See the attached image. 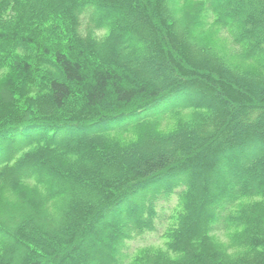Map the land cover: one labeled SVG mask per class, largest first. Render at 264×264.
<instances>
[{
	"label": "trees",
	"instance_id": "trees-1",
	"mask_svg": "<svg viewBox=\"0 0 264 264\" xmlns=\"http://www.w3.org/2000/svg\"><path fill=\"white\" fill-rule=\"evenodd\" d=\"M6 67L0 264H264V0H0Z\"/></svg>",
	"mask_w": 264,
	"mask_h": 264
},
{
	"label": "rangeland",
	"instance_id": "rangeland-1",
	"mask_svg": "<svg viewBox=\"0 0 264 264\" xmlns=\"http://www.w3.org/2000/svg\"><path fill=\"white\" fill-rule=\"evenodd\" d=\"M99 36V34H97ZM103 35V34H102ZM101 35V36H102ZM9 75H12V72L10 71L9 68H2L0 70V85L4 82H6L7 78L9 77ZM31 92L33 94L36 93V90L34 89H31ZM38 94V93H36ZM11 95V94H8L7 97ZM14 96V95H13ZM34 183H30L29 187L31 188H34V191H35V187H34ZM3 198H6L8 199L7 200V205H9L10 203H12L13 201L17 202V198H13L11 197L10 195H7L6 197H3ZM175 202V199L171 200L170 203H174ZM161 226L162 224H159L158 225V229L160 231L161 229ZM144 244H154V245H160L162 244V239H158L157 235L155 234H147L145 238H135L134 240H132L130 243H129V246H130V250H133L134 248L138 247V246H141V245H144Z\"/></svg>",
	"mask_w": 264,
	"mask_h": 264
}]
</instances>
